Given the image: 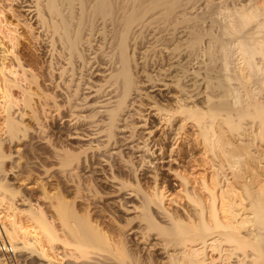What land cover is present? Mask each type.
<instances>
[{
	"label": "bare ground",
	"instance_id": "6f19581e",
	"mask_svg": "<svg viewBox=\"0 0 264 264\" xmlns=\"http://www.w3.org/2000/svg\"><path fill=\"white\" fill-rule=\"evenodd\" d=\"M206 1L207 2L205 1L204 2L208 4L209 9L208 7L207 9L209 11H211L210 7L211 8L214 7V9L212 10H215L216 6L218 10L219 7L222 8V6H220L222 5L220 3L222 0L220 2H216L214 0L213 1L206 0ZM257 1L258 0H256V3H258ZM200 2H201L200 0H0V58L2 60H7V63H9L8 65L10 66V68L7 69L6 67L0 65L1 66L0 78L2 79V82L0 79V82L2 83V85L0 84V92L4 94V96L6 95L7 97H9V99H10V94L14 89L19 90L20 93H23V96H27L28 98H31L32 96L36 95V97H38L36 99H38L37 101L39 102L40 107L43 109L45 106L48 105L45 103L46 100L44 101L45 97L46 96L48 97V94L44 93L45 97L43 98L41 97L42 95H38V94H40V92L42 91L40 88V81L47 82L48 85L52 88L51 90H53V94L54 91L56 93L55 99L58 98L60 100L63 99L64 104H67L66 106L70 108V110H72L70 111L71 114L68 116L69 117L68 122L71 123L72 125L84 123L85 124L84 126H86V128L82 130L80 133L74 132L72 134V138L70 137L73 140H80L85 142L84 144L85 147L83 146L79 147L81 149L80 150L81 153L98 156L100 160V165H102L103 163L106 165L109 163V161L112 160L117 161L116 166L119 165V167L120 166L125 167L124 170L128 171V173L126 172L125 174L122 175L123 176L122 179L120 177L117 178L116 176H113L111 174H109L108 176L106 175L107 177H104L102 175L104 177L105 184L113 188L112 190H114L115 195L117 192L118 193L124 192L128 186H131L130 180L134 181L135 184H139L140 180H142L141 178L145 177L148 178L149 180L151 179L153 183L151 187L152 190L150 192L141 191V193L138 194L139 192L129 191L128 193L125 192L122 197L120 196L121 198H119L118 201L124 200L122 201L123 205L125 200L131 197L132 199L137 201L136 204H131L129 200L128 204L131 205L127 206L128 204H125L124 206V208L126 209L125 210L126 213H130L131 216L130 217L127 216V218H125L126 215L124 211L125 216L123 215L124 216L123 218L126 219V223H124V227L120 225L121 223H117L116 225L119 224L118 227H121L120 228L121 230L120 229L118 230L122 231L123 228H125V230H128L126 229V227H129L130 225L133 226L129 227V230L127 232L123 229L126 233H124L123 236L121 237L110 233L107 234L108 231L105 232L104 230H102L103 228L101 229V227H99V225L101 226V224L97 225L95 220L94 221L96 224H94L93 220L90 218V215L92 213L90 211L89 213L91 214L88 213V210L90 209L89 205H88L89 208L87 207L83 210V211H87L86 215L84 216L85 212L81 214V216H84L86 218L80 217L79 216L80 214H78L77 216L78 220L84 218L83 219L84 221L83 220L80 221L81 223H83L82 225L84 226V228L80 224H79L80 225L79 228L82 227V229L80 228L82 230V233L85 232L83 234V236H85L84 239L86 240L85 243L88 242L89 244L86 246L91 248L94 247L101 248L102 251L99 249L101 252L105 251V246L108 249L113 246L115 248L114 249L115 251L112 248H111L112 250L111 249L109 250L112 251L110 253L116 252L114 253V255L111 254L114 259L110 256V254L108 253L109 251L107 249H106L107 253L105 252L107 254L105 258L107 259V257L110 256L111 259H113V260L110 259L111 261H113V263H115L117 260L119 261L121 257L122 258L121 261H123L124 258L123 262L129 264V262H127L126 259L129 258L130 255L132 256L133 253L131 254V250L133 249H130L128 246H130V244L132 246L131 248L135 246L133 245L132 241L137 236L139 237L138 240L139 242L136 243L138 244L144 243V245H142L141 248L139 247L141 253L142 250L151 253L149 252V250L151 251L152 248L155 249V252H158V254L161 255L163 261L162 264H264V156L260 155L261 153L264 154V148L260 150L257 149L255 151L257 152L259 150L260 153L259 154L256 153V155L259 156V158L263 157L262 167H257L256 165L255 169H253V173L251 172L248 173V171L246 172V170H244L245 167L243 168L242 166L243 165L242 163L245 162L242 161L243 159L242 157L246 158L248 156V158L250 157L249 160L252 162V164L253 162H255L254 160L251 159L253 158L255 152L251 153V150L254 148L253 146L255 145L256 141L261 139L260 142L261 141L264 142V69H263L264 65L260 61H259L260 63L256 61L257 59L255 60V58L257 57V56L255 57V55H258V57L260 56V60H262V62L264 61V42H263L264 37L262 38L263 41L260 39L262 37L260 36V33L261 35H263V32L260 31L262 30V28L264 29V10L259 9L260 7L259 3H258L259 7H257L258 4L254 5L255 4L254 0H238V2H240V4L238 3L239 8L235 7V9L233 8L234 11H231L232 13L230 12L231 13L229 14L230 20L227 21L228 24L227 22H225L227 25L220 24L222 22L219 21L220 22V23L218 22L219 26L217 25V27L225 25L223 26L224 28L220 27L221 30L223 29V31H225L223 35H225V33H226L225 36H227V34H230L228 35V37L230 36L229 38L231 39L234 37L233 40L234 42H236V45L233 42L235 46L233 44H230L232 43V41L227 37L230 41L229 42V44L231 45L230 48L233 50L226 51L229 49H226L225 48L226 45L222 43L225 42V40L224 41L221 40V38L224 37L223 35H222L223 37H219L216 35L212 36L209 34H205V31L203 30L204 27L203 29L201 28L203 26L202 23L204 22L205 19L204 20L202 19L203 21L201 22L198 17L199 14L196 15L195 13L197 12V10L199 11V9H197L196 7L199 5L198 3ZM241 2L243 4H241ZM262 2L263 1L261 0L260 3ZM204 4L203 5L201 4L203 6L202 7L203 10H204ZM201 5L198 6L200 7V10H202ZM206 6L207 5L205 4V8ZM213 12H217V11H213ZM219 12L220 14L222 13L220 10ZM172 14H174L175 16L173 17ZM147 15L148 17H146ZM168 15L173 17V18L169 17L172 19V21L168 19L171 21V22L169 21L170 23H167L168 21H166L167 24L166 23L159 24L158 20H157L158 23L155 22V19H157V17L160 18L165 16V18H167ZM201 17L202 16L200 15V18ZM212 18L210 17L208 19L209 20L211 19L210 21L212 22L214 20ZM108 20L112 27V29H110V32L107 30ZM121 21L123 26L121 24H120L121 26L119 25V22ZM208 25H210V23ZM121 27H123L122 30L119 29ZM246 27L247 28L249 27L247 31H246L247 29ZM105 29L107 31H105ZM148 29H149L148 31L149 37L148 36L147 37L148 39L150 38V40L148 42L146 41V43H148V46H146L144 51H141V54L146 55L145 57L147 56L149 57L150 52L153 53L154 55L158 54L157 55L158 57L160 54H164V53L167 54L169 56L167 58L170 62V63L168 62L169 66L167 68L172 70V71L170 70L171 73L168 74L170 77V79L168 78L169 80L161 79V76H159L160 73L159 69H156L155 72L158 70L159 73L157 76H159L160 78L159 77L157 78V76L154 74L151 76L148 75L147 81L145 79V82H147L148 85L149 84L154 85L151 87L152 90L156 88L155 90H153V92L155 93L154 97L157 96L160 98L162 97V95L160 94H162L163 91H167L173 85L174 87H177V85L181 86L180 82L184 83L183 87L178 86L177 89L175 88L177 90L176 91L177 93L174 96L173 94L167 95V98H171V101L176 106V107L174 106V108L176 109L173 110L171 109L172 111H170V109H164L161 107L162 106L161 104H160L161 106H159L155 101H153V103H151V105L148 106L149 107L148 110L152 111L153 117L154 116L157 117L158 120L157 126L158 124L159 125L162 124V126H167L168 128L171 126V132H170L171 134L170 136H168L169 140H171V146L167 151L168 156L166 155L167 157L158 160L167 159V162H172L171 164L179 160V159L177 160V154L176 156L174 155L175 151H173V147L176 144H179V142L183 141L181 133L185 129L184 127L188 126L189 123L191 124L188 128L190 130L189 133H191L192 131L191 134L192 143L191 145L189 144V148L187 147L188 148L187 150L190 151L199 150L204 155L203 157H205V155H207L206 153L213 151V149L215 150L214 147H217L219 153V155L215 154V156H213L214 158L213 157L210 158V154H209L208 156L210 159L207 160L205 158L207 161H205L204 158L202 157L204 162L203 161L198 162L199 159L196 160L197 155L193 158L189 156L191 160L189 161L188 159H186L189 162H185L184 159L183 160L180 159L182 162L181 163L182 166L179 171L177 170L178 168L176 170L172 168H168L166 170V173L167 175L170 176L171 180L176 181L177 184L179 182L180 184L183 185L182 186L184 188L183 196L185 197V198L183 197L184 204L176 201L175 199L172 198L169 199V195L167 199L166 197V193H168L166 189L168 184L167 181L164 179L165 182H161V184L158 182L161 177L158 172L161 168H158L159 170L156 169L157 167H155L154 164H156L158 160L157 161L155 160L154 162L153 158L151 157L155 154V152H153L152 150V148L155 147V144L151 145L152 143L151 136H153L152 134L153 129L150 128H154V126L148 127L147 128L148 131H143L142 138L141 137L137 138V134H136L137 132H135L136 130L134 131V127H136L137 124L135 125L134 122H131V120H129L132 119L131 117L137 115L138 118H141L139 122V124L141 125H139V128L140 127L142 128L148 124V123L146 124L147 115L145 116L139 114V110L133 111L131 109L133 113L128 112L129 111L128 109L132 107L131 105L132 104L134 105L133 101L131 102L133 98L130 100L129 97L131 96L130 92H132V87L133 85H136L135 84L136 82L134 83V80L132 79L131 76L132 74H130L129 71L130 55L128 56L127 54L128 42L126 44L125 40L127 41L128 39H131V38L126 39V36L128 34H130V36H132L133 38L134 37L138 38L139 36L143 35L141 33L142 31L144 32V30H148ZM244 29L245 32L242 33L241 36L236 35L237 37L236 38L234 34L235 33L240 34V32L244 31ZM209 31L210 32L206 31V33L211 34L212 33L211 30ZM223 31H220V36L223 33ZM138 32H140L141 34L139 35ZM136 33L138 37L135 36ZM256 35L260 36V38L259 37L255 38L257 37ZM147 37L145 38L144 36V39H147ZM225 38L226 37H224V39ZM94 39H97L96 42L98 45L95 44L93 46ZM98 39L100 40V42H98ZM228 39L225 42L227 43L226 46L227 48L229 45ZM135 40H133L134 43ZM203 40L207 42L206 44L207 46L204 44L206 48H204V45L203 46L201 45ZM21 41H25L23 42L25 46L28 47L31 46L32 47L31 49H34V52H37L38 56L43 61V65L45 66L46 74H47V79H45L44 81L42 80L39 81L40 79L38 75L39 73L37 74V72L34 69L32 70L29 67V65L26 63L23 54L20 52L21 47H24L22 46ZM232 45L234 46V48H232ZM179 46L180 47L184 46L185 48H183V50L188 49L187 51L189 52V55L186 58V60L184 58V61H181L182 59H179L180 53L176 52L177 50L181 51L182 47L180 48ZM217 48H219L220 49L219 51L222 53L220 54V58L218 55L216 60V55L218 51L216 52L215 49ZM175 52L178 53L179 55H177ZM203 53L207 55H204ZM201 54L205 58L208 56L207 58L209 59V61L211 62L213 61L212 62L213 64L208 61V65L212 64L211 67L217 63L216 61H218L219 63L221 61L220 65L218 64V66L216 67L218 68L219 71L218 72L216 70L217 75L215 76L217 77L215 78L213 76L215 80H213L212 76L210 77V75L213 74L212 71H215L214 69L215 67L211 68L207 66L209 67L207 71V67H206L207 64L205 65L204 62L202 61L201 62L204 64L206 68V69L202 68V70L204 69L203 72H205L206 70L207 74L206 73L204 74L206 75L205 78L202 77V79L200 80L198 79L200 78V75L198 71L196 72L195 70L198 67L200 68V66H202L201 63L199 62L200 59L198 58L200 57L199 55ZM232 57L234 58L236 57L235 61L236 62L239 61L240 63H236L234 61L236 63L235 64L233 62ZM182 62L186 65L185 67L186 70H184L183 68V70L181 71L180 69H182V65L184 67V64ZM160 68L163 69V67ZM199 68L197 70H199ZM92 69L93 72L99 73L101 75L99 76L102 77L103 79L101 80L99 78V81L98 79L97 81L96 80L94 81V78L92 80L88 79L87 75L90 72H92ZM165 70L166 68L163 69V71ZM168 72L169 71H167L166 73ZM180 72H182L181 73L182 75L177 76L180 74ZM163 73L161 74L162 78L164 76ZM172 73L175 74L172 75ZM175 81L177 82L176 85L173 84L175 83ZM233 81H235V83L237 82L236 86H234L235 83ZM153 82H155V84ZM133 91H134V87H133ZM136 92L134 91V93ZM180 93H182L183 95L182 99L180 95L178 96V94ZM82 94L83 95L85 94V96L81 97ZM138 94L139 93H137V95ZM143 96L146 97L148 95L143 94ZM12 97L10 100H12ZM87 98L89 99L93 98V100L86 101ZM55 99L53 98L52 102ZM196 100L204 105V106L202 105L204 109L197 108L196 106L197 104L195 102ZM25 102H26L25 106L26 107L28 106L27 108H30L31 104H29V102L33 103L34 101L32 102V99H28V101L25 100ZM8 103L6 104L9 106L6 105L7 109L5 111L7 112L8 110V112H11L12 107L10 103L9 104ZM56 103L57 101L55 100L52 103L53 105L51 104L53 108L56 107L55 109L59 107V103L58 106ZM185 103L187 104L185 105ZM14 104L15 103H13V105ZM93 106H95L94 109L88 111L89 113L87 115H83V114L76 115L73 112L75 110L77 111V109L81 111L85 108L89 109L90 107ZM21 107L23 106L21 105ZM126 108L128 110L127 112L125 110ZM34 110H30L32 114L34 113L33 115H35ZM18 111L20 110H17V112ZM14 114L11 113H8V115L6 114V121H4L6 123L3 125L7 126L5 127L7 128L5 132L7 131L6 133L8 134L5 133V135H7V139L9 138V140H11V138L12 139L14 138L15 140L16 138L19 141V139L22 138L23 141V138L25 139L26 136V130H28L26 128L25 123L21 122L25 114L23 113V111L22 114H18L17 121L14 118L15 116L13 117ZM32 114L30 115L31 117L33 116ZM57 114L58 113H56V115ZM176 115L178 116L181 115L182 118L180 117L181 118L180 121L173 123L178 118V116ZM247 119H250L251 121L250 124H252V125L247 124V127L249 126L248 128H246V124H245L246 122H248ZM33 120L35 119L33 118ZM127 129L128 130L130 129V132L126 131L128 133V136L122 135L123 137L121 138L118 137L119 134H121L124 130ZM156 129L157 128L155 127L154 130ZM252 129H256L258 134V136L257 135L256 136L259 139L255 135L254 137H252L253 136V134H251ZM76 130L78 129H75L74 131ZM199 135L203 137V141L197 143L196 139L199 137ZM250 136L252 138L258 139V140L253 139L255 141L254 144L252 143L253 148H251L250 145V143L252 142V140H250L249 138ZM138 139L141 142H139ZM14 140L12 141L14 142ZM126 140L128 142L125 143ZM249 140L251 142H249ZM237 141H239V143L241 142L239 146L234 145V143ZM133 142L136 143L133 144ZM263 142L259 143L261 144V147ZM11 143L12 142H10L9 144ZM120 144L123 145L120 146ZM256 144L258 146V143ZM0 146H2V144ZM64 148L65 149L60 148L61 150L59 149V151L57 152H59L60 155V153H63L65 151L66 153L63 154L64 155L67 154V156L65 155L66 156L65 158L69 159L70 158L69 156L73 151L66 149V147ZM1 150L2 148L0 147V157L3 158L2 156L5 155L3 150L2 152ZM62 150L63 152H60ZM67 151L70 152V154H68ZM78 151L79 150H77V152ZM157 151L159 150L157 149ZM205 151L208 152L204 153ZM132 152L134 153L136 152L137 154L140 153L143 156L147 154L149 156V154H151V156L149 157L152 158V161L151 159L145 161V158L144 159L141 158V163L139 164L138 167H134V165L128 166L130 160L125 159V155H132L133 154ZM64 155H61V158ZM158 155H161L160 151ZM256 155H254V157H256L257 159L255 158V160L258 161L259 158ZM127 157L130 158L129 156ZM61 158H59V160ZM257 161L256 163L259 164ZM246 164H250V163H246ZM152 165L155 168L152 167L153 169L151 170L150 166ZM235 165L236 166L238 165L240 169H238V166L236 167ZM143 166L151 170L149 172L147 171L146 174L144 173L145 176L142 173L140 175L138 172ZM234 166L236 168H234ZM195 170L200 171L201 173L195 172ZM248 170L250 171V169ZM74 171L75 170H73L71 173H74ZM219 171L222 172L223 175V177H221L222 179L217 178L219 177L218 175L221 174L219 173ZM64 172L66 171H63V173ZM226 172H229L230 174L228 173L226 174ZM199 174H201V176ZM73 175L75 177V174ZM199 176L200 178H196ZM87 178L89 179V177ZM90 182H89L90 184L93 183L92 180ZM157 182L160 185L156 186ZM3 186L0 184V188H2ZM13 193L14 192L12 190V194ZM133 193L134 196L137 198L133 196ZM13 195H17V194H13ZM4 196L5 195H3V197ZM126 196L129 198H126ZM3 197L1 198L3 201H1L0 199L1 204L4 201L7 202L6 201L7 199L9 200L11 199L10 197L7 199L4 197L5 198L4 200ZM54 197H56V195H54ZM47 198L48 197H46V199ZM24 200H26V197ZM168 200L169 202L167 203ZM27 201H24V204ZM60 202L62 203V201ZM91 203H93V201ZM171 203L172 205L174 204L172 209H170L168 206ZM11 204H13V202H11L9 206ZM86 204H88L87 201ZM29 205L27 207L31 216L30 215L28 216L27 214L28 212L26 213V215L28 216L29 219L33 220L35 224L37 223L36 226H39L38 228L35 227L34 231H38L36 229L40 228L43 237H45L49 241L54 242V240H50V239H55L57 238L56 236L58 235V234L56 235V233L58 232L55 231L54 228L55 226H53L54 224L52 223V220L55 218L49 219L45 216V213L38 211V209H36L37 211H35L33 209L34 207L32 208L33 209L32 210L31 205L30 207ZM9 206L8 208H10ZM12 206H14V204L11 205V207ZM93 206H91V208ZM55 207L56 210L54 209ZM57 207L59 212H57L58 211ZM59 207L63 208V209L60 208L62 212H60L61 210L59 209ZM122 207L123 206H121V208ZM13 208L14 207L10 209ZM52 209H54L57 212L56 216H61V218L64 216L63 217L64 219L65 217H67L65 216V214L64 215L62 214V213L67 214V212L65 211L66 208L61 206V204L57 206H53ZM122 209L121 211L124 210ZM68 210L70 212L73 211V209L71 210V207L70 209L67 208V211ZM55 211L54 213H56ZM73 212L69 213L71 216L68 215V217L66 218L67 221L69 218L73 216L72 215ZM102 212L105 213V209L104 211L102 210ZM13 216L12 218L14 219V217L16 216L14 217ZM106 216H108L109 218L111 217L109 214ZM74 219L77 218L75 217ZM113 220L114 219H112L111 217V221L115 224V222L117 221L115 220L114 222ZM69 221L68 224L70 223ZM71 221L73 222V219ZM61 222L62 219L60 220V223ZM65 222L66 221L63 220L62 224L60 225L62 228L63 226H68L65 225L67 224ZM123 222H125V220ZM11 224L12 225L8 227V228L11 227L10 229L6 227L4 228L3 223L2 226L0 227V236L3 239L5 236H7L9 239V242L4 241L5 244L1 243L0 254L9 257L13 253V250L17 251L19 248V245L16 246L15 244V242H17V238L19 239L18 242L20 241L19 237L21 238L23 237L25 240L28 234L29 235L33 234V236H31L32 238L30 239L32 240V242L29 240L31 243L26 244L25 241L28 242L27 240L28 238H27L24 241L25 243H23V238H22V242L20 241L21 242L20 248L23 251L25 250V248L28 249V247H31L32 245L33 248L35 245L37 246L39 245L38 247L41 249L40 250L38 248L39 251H37V253L40 254V255L38 254L39 258H41L40 257L41 254L47 252L44 251V247H43L44 245H42L45 239L43 238L42 240V236H41L42 234H37L33 230L31 231L33 233H31L29 231L31 229L27 230L30 226L26 228L21 225L19 226V224L17 226V222L16 223L13 222ZM14 224H16V226ZM134 225H136V227H134ZM40 230L39 233L41 232ZM76 230L78 231V228ZM63 231H66V229L63 228ZM62 235L64 236V234ZM130 235H133V237L135 238L129 237ZM69 237L71 236L69 235ZM57 240H58L57 242L61 240L60 243H62V239H60L59 236ZM65 240L68 241L67 239ZM147 241L149 242L148 244H146ZM46 242L48 243V241H45V243ZM8 243L10 244L9 246H7ZM51 243L48 244L52 245ZM66 243H63V246H66L64 245ZM82 245L83 244H81V246ZM102 246L104 250L102 249ZM137 248L134 249L138 250ZM31 249L28 250V253L29 251L30 252L32 251ZM51 249L53 248L51 247ZM2 251L8 254L3 253ZM72 251L74 250L72 249ZM148 253L145 252L147 257L153 255L151 253L152 255L149 254L150 255L149 256ZM102 254L104 255V253ZM44 255L45 254H43L42 258L46 260L48 258L47 257L48 255L45 257ZM56 255L59 256L57 253ZM64 255H62V259ZM97 255L93 253L94 258L97 257L96 261L94 260L95 261L94 264L95 263L109 264L107 263V261H109V257L108 260L105 259L103 260L101 258L102 256H100L101 254H97ZM137 255L139 254H136V256ZM86 257L87 256L85 255V259H87L89 256L87 258ZM59 259H61V257ZM88 259L86 261H88ZM92 259H89V261L91 260L90 262H92ZM97 259H101L102 261L98 263ZM151 259L154 260L153 258ZM79 260H82V258H80ZM3 261L4 258L0 259V262ZM46 261L47 262L50 261L49 258ZM118 261L116 262L117 264L123 263L121 261L119 262ZM158 261L162 262L161 259H158ZM86 264L88 263L86 262Z\"/></svg>",
	"mask_w": 264,
	"mask_h": 264
},
{
	"label": "rangeland",
	"instance_id": "374dc122",
	"mask_svg": "<svg viewBox=\"0 0 264 264\" xmlns=\"http://www.w3.org/2000/svg\"><path fill=\"white\" fill-rule=\"evenodd\" d=\"M201 2V4L203 5L205 2H207L206 0H200ZM205 1V2H204ZM213 1V0H212ZM214 1H216V2H220L221 0H214ZM260 1L261 0H258L257 2L260 4V7H259V4L258 3H256V0H254V2H255V4L254 5H257L258 4V6L257 7H259V9H263L264 10V0H262L263 2L262 3H260ZM224 2V3H223ZM231 2H233V3H231ZM200 3H198L199 5L198 6H200L201 4ZM222 5H220V6H222V8H220L219 6V10L222 12L221 14H220V12H219V10L215 7V10H212V9H214V7H210V10L213 12V11H217V12H211V11H209L208 9H209V7H208V4L207 3H205L207 6H206V8H205V4H204V10H203V6L201 5V9L203 10H200V7H196L197 9H199V11L197 10V12H195L196 13V15H198V17H199V20L202 22L204 19V22L202 23V29H203V27H204V31H205V34H209V35H212V36H219V37H226L225 39H224V37L223 38H221V40L222 41H224L225 40V42H226V40L230 37H228V35H230V34H227V36H225L226 35V33H225V35H223L224 34V32L225 31H223V29L221 30L220 29V27L221 28H224L223 26H225V25H222V26H220V27H217V25L219 26V21H221L222 23H220V24H226L225 22H227L228 20H230V16H229V14H231L232 12L231 11H234L233 10V8L235 9V7H238L239 5H238V3L240 4V2H238V0H235V2H234V0H228V1H226V0H222L221 2H220ZM225 4V5H224ZM241 4H243L242 2H241ZM230 5V6H229ZM229 6V7H228ZM231 6H233V7H231ZM207 7H208V9H207ZM262 7V8H261ZM227 8H229V9H227ZM239 8V7H238ZM217 9V10H216ZM223 10H224V12H227V13H224L223 12ZM230 10V11H229ZM201 12V13H200ZM206 12V13H205ZM219 12V13H218ZM231 12V13H230ZM215 14V15H212V14ZM216 14H218V15H216ZM225 14V15H224ZM171 15V14H170ZM170 15H168L167 16V18H165V16H163V17H160L161 18V20H160V18L159 17H157V19H155V22H157L158 23V21H159V24H164V23H166V21H168L167 23H170L171 21H172V19L171 18H173L175 15L174 14H172L173 15V17H171ZM200 15L202 16L201 18H200ZM212 15V16H211ZM228 15V16H227ZM218 16V17H217ZM146 17H148V15L146 16ZM145 17V18H146ZM169 17H171V18H169ZM212 18V19H214L212 22H213V24H212V22L208 19V18ZM108 18V17H107ZM229 18V19H228ZM168 19H170V20H168ZM203 19V20H202ZM227 19V20H226ZM158 20V21H157ZM141 21H143V20H141ZM163 21H165V22H163ZM170 21V22H169ZM210 21V22H209ZM152 22H154V21H152ZM200 22V23H201ZM219 22V23H218ZM107 26H108V28H107V30L110 32V29H112V27H111V25H110V22H109V20L107 21ZM166 23V24H167ZM210 23V25H208ZM215 23V24H214ZM217 23V24H216ZM122 25L123 26V24H122V21L121 22H119V25ZM227 24H228V22H227ZM226 24V25H227ZM120 25V26H121ZM212 25V26H211ZM214 25V26H213ZM120 26H118V27H120ZM247 28V27H246ZM245 28V29H246ZM249 28V27H248ZM248 28L246 29V31L248 30ZM120 30H122L123 29V27H121V28H119ZM201 29V30H202ZM245 29H244V31H241L240 32V34H234L235 35V37H236V35L238 36V35H242V33H244L245 32ZM106 29H105V31H107ZM209 30H211V34L210 33H206V31H208V32H210ZM261 30V29H260ZM262 30H264L263 28H262ZM260 31V32H263V35H264V31ZM137 31V30H136ZM148 31H149V29L148 30H144V32L142 31L141 33L143 34V35H141V36H137V33H136V35L135 36H137L138 38H136V37H132V36H130V34H128L127 36H126V39H128V38H131V39H128L127 41L125 40V43L127 44V42H128V45H130V43H131V45L130 46H128L127 45V47H128V49H127V54H128V56H129V67H130V69H129V71H130V74H132L131 76H132V79L134 80V83L136 84V85H133V87H134V91L136 92V90H137V92L136 93H134V91H133V87H132V92H130V100H131V102L133 101V103H134V105L132 104L131 106L132 107H130L128 110H127V108L125 109L126 110V112L128 111L129 113H133V111L134 110H139V114H141V115H147L146 116V126H144V127H140L139 128V125H141V124H139V122H140V120H141V118H138L137 117V115L136 116H133V117H131L132 119H129V120H131V122H134L135 123V125H136V127H134V131L135 132H137L136 134H137V138H139V137H143V131H148L147 130V128L148 127H151V126H154V128H150V129H153V136H151V140H152V143H151V145L152 144H155V150H154V148H152V150H153V152H155V154L153 155V156H151V154H149V156H151L152 158H153V161L155 162V160L157 161L158 159H163V158H165V157H167L168 156V150H169V148H170V146H171V140H169V138H168V136H170V132H171V126L168 128L167 126H162V124H158V126H157V123H158V120H157V117L156 116H154L153 117V113H152V111H150V110H148L149 109V105H151V103H153V101H155V102H157V104L159 105V106H161L162 108H164V109H170V111H172L173 109H176V108H174V104H173V102L171 101V98H167V95H171V94H173V96L177 93L176 91V89H177V87L179 86V85H177V87H174V85L172 86V87H170L167 91H163L162 92V94H160V95H162V97H154V95H155V93L153 92V90H155V89H151V87L152 86H154L153 84H149L148 85V83L147 82H145V79H146V81H147V77H148V75L149 76H151V75H158V73H159V76H161V79L162 80H165V79H167V80H169L170 79V77H169V75L168 74H170L171 73V69H168L167 67L169 66L168 65V62H169V60H168V58L167 57H169L167 54H160L159 55V57L157 56L158 54H156V55H154L153 53H151L150 52V54H149V57L147 56V57H145L146 55H142L141 54V51H144L145 50V48H146V46H148V43H146V41L148 42L149 40H150V38L148 39V37H149V35H148ZM220 31H223V33L221 34V36H220ZM259 32V33H260ZM107 33V32H106ZM140 32H138V34L140 35L141 34ZM145 33V34H144ZM219 34V35H218ZM258 34V33H257ZM109 35V34H108ZM223 35V36H222ZM263 35H261V33H260V36H262L261 38H260V36H258V35H256L257 37H255V38H260L262 41H263ZM110 36H111V33H110ZM144 36H145V38L147 37V39H144ZM205 36H207V35H205ZM97 37V36H96ZM95 37V38H96ZM142 37V38H141ZM228 37V38H227ZM133 38V39H132ZM237 38V37H236ZM111 39V38H110ZM109 39V40H110ZM135 39H137V40H135ZM140 39V40H139ZM143 39V40H142ZM207 39V38H206ZM205 39V40H206ZM229 39H231V38H229ZM229 39H228V44H229ZM234 37L231 39V41H232V43H230V44H233V42H234ZM132 40V41H131ZM133 40H135V43H134V41ZM97 39H94V43H93V46L96 44V45H98L97 44ZM143 41V42H142ZM145 41V42H144ZM204 41V40H203ZM202 41V43H201V45L203 46L204 44L206 45L207 44V42L206 41H204L203 42ZM23 42H25V41H21V44H22V46H24V47H21V49H20V52L23 54V56H24V58H25V60H26V63L29 65V67L33 70H35L36 72H37V74L39 75V81L40 80H42V81H44L45 79H47V74H46V69H45V66L43 65V61L40 59V57L38 56V54H37V52H34V49H31L32 47L30 46V47H28V46H25V44H23ZM98 42H100V40L98 39ZM112 42V41H111ZM141 42V43H140ZM225 42H222L223 44H225L226 46H227V43H225ZM264 42V41H263ZM139 43H140V45H139ZM235 43V45H236V42H234ZM228 45V48L225 46V48L226 49H229V50H226V51H232L233 49H231L230 48V46L231 45ZM204 45V48H206V46ZM234 45V44H233ZM232 45V48H234V46ZM141 46V47H140ZM145 46V47H144ZM96 47V46H95ZM180 47V46H179ZM182 47V46H181ZM180 47V48H181ZM140 48V49H139ZM183 48H185L184 46L181 48V51H176V52H178V53H180V58L179 59H182L181 61H184V58H185V60H186V58L188 57V55H189V52L185 49V50H183ZM23 49V50H22ZM132 49V50H131ZM134 49V50H133ZM179 49V48H178ZM218 49V50H217ZM217 49H215V51L217 52V55H216V60H217V57H218V55H219V58H220V54L222 53V52H220L219 50V48H217ZM136 50V51H135ZM140 52V53H139ZM175 52V53H176ZM220 52V53H219ZM143 53V52H142ZM178 53H176L177 55H179ZM185 53V54H184ZM219 53V54H218ZM204 55H207V54H205V53H203ZM216 54V53H215ZM133 55V56H132ZM139 55V56H138ZM132 56V57H131ZM200 57H198L199 59H200V63H201V65L202 66H200V68H199V70H195L196 72L198 71V73H199V75H200V78H198L199 80L200 79H202V77L203 78H205V76L206 75H204L205 73L207 74V71H208V68L209 67H211V65L213 64L211 61H209V59L207 60L202 54L201 55H199ZM204 58H203V57ZM258 57V55H255V57ZM134 57V58H133ZM157 57V58H156ZM255 58V60L256 61H260L263 65H264V61L262 62V60H260V56L258 57V58ZM151 58V59H150ZM218 58V59H219ZM236 58V57H235ZM235 58L234 57H232V59H233V62L235 61ZM1 59V58H0ZM132 59V60H131ZM145 59V60H144ZM151 61H150V60ZM153 59H154V61H153ZM156 59V60H155ZM259 59V60H258ZM148 60H149V63H148ZM158 60V61H157ZM205 60V61H204ZM216 60H214V61H216ZM3 61V62H2ZM6 61V62H5ZM132 61V62H131ZM142 61V62H141ZM180 61V60H179ZM204 62V64L206 65V67L207 66H209V67H207V71L205 70V72H203L204 71V69L202 70V68H205V66H204V64L202 63V62ZM208 61L209 62H211L212 64H210V65H208ZM220 61V60H219ZM160 62V63H159ZM217 63L216 64H214V66H212L211 68H213V67H215L214 69H215V71H212V73L214 74H212V75H210V77L212 76V78H213V80H215L214 79V77L216 78L217 76H215V75H217V73H216V70L218 71V68H216L217 66H218V64L220 65V63H221V61H220V63L218 62V61H216ZM236 62V61H235ZM234 62V63H235ZM259 62V63H260ZM136 63V64H135ZM146 63V64H145ZM170 63V62H169ZM183 63V62H182ZM215 63V62H214ZM236 63H240L239 61H237ZM235 63V64H236ZM4 64V65H3ZM9 63H7V60H0V65L1 66H3V67H6L7 69H9L10 68V66L8 65ZM184 64V63H183ZM133 65H135V66H133ZM216 65V66H215ZM0 66V67H1ZM38 66V67H37ZM239 66V65H238ZM262 66V65H261ZM158 67V68H157ZM160 67H163V69L164 68H166V70L167 71H169L168 73H166L167 71L165 70V71H163V69L162 68H160ZM185 67H186V65L184 64V67H183V65H182V69H180L181 71L183 70V68H184V70H186L185 69ZM263 67V66H262ZM43 68V69H42ZM97 69H99V68H97ZM156 69H159V72H158V70L155 72V70ZM206 69V68H205ZM213 69V70H214ZM264 69V68H263ZM161 70V71H160ZM171 70V71H170ZM43 71V72H42ZM100 71H101V69H100ZM200 71V72H199ZM99 72V71H98ZM132 72V73H131ZM164 72V73H163ZM219 72V71H218ZM94 73H96V74H94ZM164 74V76H163V78H162V75L161 74ZM182 72H180V74L179 73H177V74H179V75H177V76H180V75H182L181 74ZM93 74H94V76H93ZM97 74H98V76H97ZM175 73H172V75H174ZM203 74V75H202ZM219 74V73H218ZM89 75V76H88ZM87 75V78L88 79H90V80H92L93 78H94V81L96 80L97 81V79H98V81H99V78L102 80L103 78L102 77H100L101 75L99 74V73H97V72H93V69H92V72H90L89 74ZM100 75V76H99ZM156 76H154V77H156ZM159 76H157V78L159 77ZM166 76V77H165ZM214 76V77H213ZM146 77V78H145ZM165 77V78H164ZM199 77V76H198ZM42 78V79H41ZM96 78V79H95ZM156 78V79H157ZM160 78V77H159ZM169 78V79H168ZM1 79V78H0ZM90 80H89V82H90ZM166 80V81H167ZM175 80H176V78H175ZM1 82H2V79H1ZM0 82V84L2 85V83ZM234 83H235V81H233ZM233 82H232V84H233ZM150 83V82H149ZM154 84H155V82H153ZM237 83V82H236ZM234 84V86H236L237 84ZM45 84V85H44ZM173 84H177V82L175 81V83H173ZM179 84V83H178ZM180 84H181V86H179V87H183L184 86V83H181L180 82ZM136 87V88H135ZM40 88H41V92H42V94H41V92H40V94H38V95H42L41 97L43 98V97H45L44 95L45 94H48V97L46 96L45 97V99H44V101H45V103L46 104H48L47 106H45L43 109L40 107V104H39V102L37 101L38 99H36V98H38V97H36V95L35 96H32L31 98H28L27 96H23V93H20V91L19 90H16V89H14V90H12V93L10 94V99H11V97H12V100H10L9 99V97H7L6 95V97L4 96V94H2L1 92H0V143L2 144V146H0L1 148H2V150H3V152H4V155L6 156H2L3 158H1L0 157V184L3 186V184H4V186L2 187V188H0V195L3 197V195H5L4 197L7 199V198H11L10 200L9 199H7L6 201L7 202H2V204H1V201H3L1 198V196H0V199H1V201H0V204L2 205H0V227L2 226V223H3V226H4V228L6 227V228H8L9 226H11L12 224L11 223H16L17 222V226H18V224H19V226L21 225V226H23V227H28V226H30L27 230H29V229H31V230H29L30 232L33 230H35V227H39V226H36L37 225V223L35 224L34 223V221L33 220H31V219H29L28 218V216L30 215V213H29V211H28V205L30 204L31 205V209L33 208L35 211H37L36 209H38V211H41V212H43V213H45V216L47 217V218H55V219H53L52 220V223L54 224L53 226H55L54 228H55V231L56 232H58V233H56V237L57 238H55L56 239V241H55V239H50V240H54V242L53 241H49V240H47L45 237H43V234H42V231L40 230V228L39 229H36V230H38V231H34V232H36L37 234H42L41 236H42V240H43V238H45L44 239V241H43V243H42V245H44L43 247H44V251H47V252H45V253H43V254H45L44 255V257L45 256H47L48 258H49V260L51 261H46V260H48V258L45 260L44 258H42L43 257V254H41V258H39V253H37V251H39V245L37 246V245H35L34 246V248L31 246V247H28V249L27 248H25V250L23 251L20 247V243L22 242V238L21 237H19L20 238V241L18 242V238H17V242H15V244H16V246H18L19 245V248H18V250L16 251H14L13 250V253L9 256V257H7L6 255H3V254H0V259H2V258H4V261L3 262H0V264H86V262L88 263V264H90V263H93L94 264V262L96 261V258L98 257V255L97 254H101L100 256H102L101 258L104 260H108V257H109V261H107V263H109V264H115L116 262H115V260H114V262L115 263H113V261H111V260H113L114 258H113V256L111 255V254H113L114 255V253H116V252H114L115 250V248L112 246L111 248L114 250L113 252L114 253H110V252H112V251H110L109 249H111V248H107L106 246H105V251H103V252H101L102 250H101V248H91V247H88V246H86V245H89L88 244V242H86L85 243V236H83V234L85 233V232H83L82 233V227H80L79 228V226L80 225H82L83 223H81L80 221H82L84 218H86V217H84L85 215H86V213H87V211H83L85 208H87L88 207V205H89V207H90V209L88 210V213H89V211L92 213H89V214H91L90 215V218L93 220V222H94V224H96L97 223V225H99V224H101V226L99 225V227H101V229L102 230H104L105 232H107V234H113V235H118V236H123V234L124 233H126L128 230H129V227H131V226H133V225H130L129 227H126V229H128V230H125V228H123L122 229V231H119L118 229H120L121 227H118V225H116L117 223H121L120 225L121 226H123L124 227V223H126V219L125 218H127V216L128 217H130L131 216V214L130 213H126V209L124 208V206H125V204H128L129 202L131 203V204H136L137 203V201H135L134 199H132V197L131 198H129V197H127L126 196V198H129V199H126L125 200V202H127V203H125L124 202V205L122 204V201H124V200H121V201H118L119 200V198H121L123 195H124V193L126 192V193H128L129 191L130 192H139L138 194H140L141 193V191L142 192H150L151 190H152V185H153V183H152V181H151V179L149 180L148 178H141L142 180H140V182H139V184H135V182L134 181H132V180H130L131 182V186H128L127 187V189L124 191V192H122V193H118V195H117V193H116V195H115V192H114V190H112L113 188H111V187H109L108 185H106L105 184V180H104V177H107L109 174H111V175H113V176H116L117 178L118 177H120L121 179L123 178V174H125L126 172L128 173V171H125L124 169H125V167H119V165H117L116 166V162L117 161H109V163L108 164H102V165H100V160H99V157L98 156H94V155H91L90 153V155H88V154H85V153H81V149L79 148L80 146L82 147H85L84 146V144H85V142H83V141H80V140H73V139H71L72 138V134L75 132V133H80L82 130H84L85 128H86V126H84L85 124L84 123H79V124H71V123H69L68 121H69V115L71 114L70 113V111H72V110H70V108H68L66 105L67 104H64V102H63V99L62 100H60L59 98L58 99H55L56 97H55V91H54V94H53V90H51L52 88L48 85V83L47 82H41L40 81ZM176 88V89H175ZM160 90H162V89H160ZM44 91V92H43ZM218 91V90H217ZM47 92V93H46ZM148 92H150V93H148ZM20 93V94H19ZM45 93V94H44ZM85 93V92H84ZM132 93V94H131ZM137 93H139L138 95H137ZM143 94H147L148 96H143ZM12 95V96H11ZM50 95V96H49ZM153 95V96H152ZM181 96V99H182V93H180V94H178V96ZM20 96H21V98L23 99H21L20 98ZM82 96H85V94L83 95H81V97ZM25 97H27L28 99H32V102L33 103H31V102H29V104H31L30 105V108H27L26 106H25V104H26V102H25V100L26 101H28V99L27 98H25ZM51 99H50V98ZM57 101V106H58V103H59V107L57 108V109H55V108H53L52 107V103L55 101H53L52 102V100H53V98ZM9 100H8V99ZM47 98V99H46ZM25 99V100H24ZM51 100V101H50ZM59 100V101H58ZM89 100H93V98H87V100L86 101H89ZM129 100V101H130ZM159 100V101H158ZM10 101V102H9ZM22 101V102H21ZM25 103H24V102ZM10 103V105H11V112H8V110H7V112L8 113H11V114H14V113H17V114H14L13 115V117L15 118V120L17 121L18 119V114H22V111H23V113L25 114V116H24V114H23V118H22V121L21 122H23V123H25V125H26V128L28 129V130H26V136H25V139L23 138V141H22V138L21 139H19V141L15 138V140H14V138L12 139L11 138V140H9V138L7 139V135H5V133L7 132H5V130L7 129V128H5V127H7V126H5V125H3V124H5L6 122H4V121H6V114L8 115V113L5 111L6 109H7V106H9V105H7L6 103ZM12 102V103H11ZM52 102V103H51ZM196 102V106H197V108H201V109H204L203 107H202V103L201 102H199V101H195ZM8 103V104H9ZM13 103H15L14 105H13ZM17 103V104H16ZM20 103V104H19ZM23 103V104H22ZM38 103V104H37ZM168 103V104H167ZM34 104V105H33ZM52 104V105H51ZM161 104V105H160ZM172 104V105H171ZM187 103H185V105H186ZM7 105V106H6ZM16 105V106H15ZM19 105V106H18ZM21 105L23 106V107H21ZM33 105V106H32ZM165 105V106H164ZM200 105H201V107H200ZM15 106V107H14ZM51 106V107H50ZM137 108H136V107ZM204 106V105H203ZM5 107V108H4ZM33 107V108H32ZM94 107L95 106H93V107H90L89 109L87 108H85V109H83V110H78L77 109V111L75 110V111H73L74 112V114H83V115H87L89 112L88 111H90L91 109H94ZM171 107V108H170ZM176 107V106H175ZM24 108V109H23ZM32 108V109H31ZM134 108V109H133ZM35 109V110H34ZM41 109V110H40ZM133 111H132V110ZM172 109V110H171ZM17 110H20V111H18L17 112ZM30 110H34V112H35V115H33L32 113H31V111ZM49 110V111H48ZM131 110V111H130ZM49 112V113H48ZM73 112H72V114H73ZM126 112H124V113H126ZM6 113V114H5ZM42 113V114H41ZM56 113H58L57 115H56ZM33 115L32 117L30 116V115ZM67 114V115H66ZM176 116H178V115H176ZM182 118V116L181 115H179L178 116V118L176 119V121L175 122H173V123H176V122H178V121H180L181 120V118ZM33 118L35 119V120H37V121H35V120H33ZM46 120V121H45ZM148 120H149V122H148ZM157 120V121H156ZM248 120V122H246ZM245 122V124H246V128H248L247 127V124H250L251 123V121H250V119H247ZM83 124V125H82ZM156 124V125H155ZM188 125V124H187ZM191 124L189 123V125L188 126H185L184 128V130H183V132L181 133V136H182V140L183 141H181V142H179V144H176L174 147H173V151H175L174 152V155L176 156V154H177V160L178 161H175V162H173V164H171L172 162H167V159H164V160H158L157 162H156V164H154V166L155 167H157L156 169H158V168H161L160 170H159V174H160V179H159V183L161 184V182H165V180L167 181V187H166V189H167V192L168 193H166V197H167V199H168V195H169V199L170 198H172V199H175L176 201H178V202H181V203H183L184 204V188L182 187L183 185L182 184H180L179 182H178V184H177V182L176 181H174V180H171L170 179V176L169 175H167V173H166V170L168 169V168H172V169H174V170H176L177 168V170L179 171L180 169H181V160H183L184 159V161L185 162H189L190 160H191V158H189V156L190 157H195L196 155V160H198V162H204V160L205 161H207V160H209L210 158H212L213 156H215V154L216 155H219V153H218V149H217V147H214L215 148V150L213 149V151L214 152H216V150H217V152L216 153H214L213 151H210V152H208V151H205L204 153H206V152H208V153H206L207 155H205V157H203L204 155L199 151V150H197V151H190V150H187L188 148H189V144L191 145V143H192V141H191V134H192V131H191V133H189L190 132V130H189V126H190ZM250 125H252V124H250ZM161 126V127H160ZM177 126V125H176ZM31 127V128H30ZM84 127V128H83ZM138 127V128H137ZM155 127L157 128L156 130H154L155 129ZM39 128V129H38ZM137 128V129H136ZM161 128V129H160ZM75 129H78V130H76V131H74ZM144 129H146V130H144ZM30 130V131H29ZM43 130V131H42ZM80 130V131H79ZM28 131H29V133H28ZM126 131H129L130 132V129L128 130H124L121 134H119L118 135V137H123L124 135L125 136H128V133L126 132ZM250 131V130H249ZM248 131V132H249ZM141 132V133H140ZM185 133V134H184ZM246 133H247V131H246ZM6 134H8V133H6ZM251 134H253V136L252 137H254V135L256 136H258V134H257V131H256V129H252V133ZM123 135V136H122ZM138 135H140V136H138ZM256 136V137H257ZM5 137H6V139H5ZM8 137H9V135H8ZM71 137V138H70ZM251 136L249 137L250 138V140H252V142L249 140V142H251L250 143V145H251V148H253V149H255V150H251V153L253 152H255L257 149H262V148H264V142L263 141H261V142H263L262 143V147H261V144H259V143H261L260 142V140H258L257 138H252ZM201 138V139H200ZM253 139H255V140H258V141H256V143H258V146H257V144L255 143V141L253 140ZM5 140V141H4ZM8 140H9V142H8ZM12 140H14V142L12 141ZM48 140V141H47ZM139 140V139H138ZM197 141V143H200V142H202L203 141V137H201L200 135H199V137L196 139ZM7 141V142H6ZM121 141V140H120ZM191 141V142H190ZM10 142H12L11 144H9ZM126 142H128L127 140L125 141V143ZM139 142H141L140 140H139ZM238 142V143H237ZM237 142H235L234 143V145H240V143H239V141H237ZM123 143V142H122ZM136 142H133V144H135ZM188 143V144H187ZM252 143L254 144L255 143V145L253 146L252 145ZM0 144V145H1ZM124 144V143H123ZM123 144H120V146H122ZM186 144V145H185ZM74 145H75V147H74ZM130 145H132V144H130ZM253 146V147H252ZM64 147H66V149H68V150H72L71 152V154H70V152H68V154H70V158L67 160L65 157L67 156V154H63V153H66L65 151L63 152V150L62 151H60V152H63V153H60V155H59V152H57V151H59V149L61 148H63V149H65ZM68 147V148H67ZM188 147V148H187ZM260 147V148H259ZM16 148V149H15ZM180 148V149H179ZM60 149V150H61ZM157 149L160 151V154L161 155H158V153H159V151H157ZM2 150H1V152H2ZM77 150H79L78 152H77ZM257 151V152H255L254 153V155H256V153L257 154H259L260 153V151ZM17 151V152H16ZM157 151V152H156ZM262 151V150H261ZM178 152V153H177ZM191 152V153H190ZM214 153V154H212V153ZM263 152V151H262ZM76 154V155H74V154ZM133 154L132 155H125V159H128V160H130V163L128 164V166H132V165H134V167H138L139 166V164L141 163V158H145V161L146 160H150L151 159V161H152V158L151 157H149L148 156V154L147 155H144V156H147V157H144L143 155H141L140 153H134V152H132ZM165 153V154H164ZM192 153H194V154H192ZM199 153H201V154H199ZM218 153V154H217ZM16 154V155H15ZM74 155V158H73V155ZM80 154H82V155H80ZM210 154V158H209V155ZM211 154H212V156H211ZM61 155H64V156H62V158H61ZM167 155V156H166ZM172 155V154H171ZM254 155H253V158H251L252 160H254L255 162H253V164H252V162L249 160V158H248V156L245 158V157H242L243 159H242V161H245V162H243L242 164V166H243V168H244V170H246V172L248 171V173H253V169H255V166L257 165V167H262L263 166V164H262V158H259V156H257L259 159H258V161L257 160H255V158L256 157H254ZM260 155H262V156H264V154L263 153H261ZM58 156V157H57ZM92 156V157H91ZM127 156H129L130 158H128ZM137 156H139V157H136ZM141 156V157H140ZM182 158H181V157ZM97 157H98V160H97ZM160 157V158H159ZM204 158V160H203V158ZM252 157V156H251ZM261 157V156H260ZM20 158V159H19ZM59 158H61L60 160H59ZM63 158H64V160H63ZM72 158V159H71ZM85 158V159H84ZM87 158V159H86ZM147 158V159H146ZM156 158V159H155ZM202 158V159H201ZM207 160H206V159ZM214 158V157H213ZM245 158V159H244ZM76 159V160H75ZM83 159V160H82ZM181 159V160H180ZM186 159H188V160H186ZM257 159V158H256ZM73 160V161H72ZM135 160H137V161H135ZM260 160H261V162H260ZM75 161V162H74ZM76 161H78V162H76ZM81 161V162H80ZM85 161V162H84ZM99 161V162H98ZM250 161V162H249ZM256 161L259 163V164H257L256 163ZM63 164V163H65V164H61V163ZM67 162V163H66ZM71 162H73V163H71ZM80 162V163H79ZM179 162V163H178ZM75 163V164H74ZM102 163V162H101ZM138 165H137V164ZM174 163H175V165H174ZM246 163H250V164H246ZM3 164V165H2ZM68 164V165H67ZM78 164V165H77ZM179 164V165H178ZM71 165V166H70ZM75 165V166H74ZM84 165V166H83ZM244 165H246V166H244ZM259 165V166H258ZM63 166H64V168H63ZM96 166V167H95ZM98 166V167H97ZM153 165L152 166H150L151 168V170L153 169V168H155ZM236 166V165H235ZM234 166V168H236ZM62 167V168H61ZM68 167V168H67ZM75 167V168H74ZM81 167V168H80ZM100 167V168H99ZM153 167V168H152ZM248 167V168H247ZM60 168V169H59ZM67 168V169H66ZM102 168V169H101ZM147 168V167H146ZM144 166L138 171L139 172V174L141 175V173L144 175V173L146 174L147 173V171L149 172V171H151V170H149L148 168V170L146 169ZM62 169V170H61ZM64 169V170H63ZM69 169V170H68ZM76 169H78V170H76ZM238 169H240V167L238 166ZM248 169H250V171L248 170ZM259 169V168H258ZM10 170H12V171H10ZM70 171V172H68V171ZM73 170H75L74 171V173H71ZM63 171H66V172H64L63 173ZM229 171V170H228ZM102 172V173H101ZM105 172V173H104ZM195 172H200V171H197V170H195ZM230 172V171H229ZM229 172H226V174L228 173V174H230ZM69 173V174H68ZM77 173V174H76ZM79 173H81V174H79ZM201 173V172H200ZM219 173H221V174H219L218 176L219 177H217L218 179H222L221 177H223V175H222V172H220L219 171ZM3 176H2V175ZM72 174V175H71ZM73 174H75V177H74V175ZM80 176H79V175ZM105 174V175H104ZM71 177H73V178H71ZM104 177H103V176ZM107 175V176H106ZM200 176H201V174H199ZM221 175V176H220ZM2 176V177H1ZM19 176V177H18ZM145 176V175H144ZM200 176L199 177H196V178H200ZM79 177V178H78ZM87 177H89V179L87 178ZM93 177V178H92ZM103 177V178H102ZM2 178V179H1ZM18 178V179H17ZM86 178V179H85ZM92 178V179H91ZM162 178V179H161ZM96 179V180H95ZM165 179V180H164ZM14 180V181H13ZM76 180V181H75ZM78 180H80V181H78ZM86 180V181H85ZM92 180V184L93 185H95V183H96V185L95 186H93L92 184H90L91 181ZM104 180V181H103ZM163 180V181H162ZM171 180V181H170ZM3 181H4V183H3ZM85 181V182H84ZM90 183H89V182ZM94 181H96V182H94ZM100 181H102V182H104V183H102V182H100ZM38 182V183H37ZM72 182V183H71ZM77 182H78V184H77ZM80 182V183H79ZM142 182H143V184H142ZM157 182V184H156V186H158V185H160L159 183ZM83 183V184H82ZM141 183V184H140ZM152 183V184H151ZM8 184V185H7ZM91 186H90V185ZM180 184V185H179ZM44 185V186H43ZM77 185V186H76ZM84 185V186H83ZM139 185V186H138ZM174 185V186H173ZM87 186H89V187H87ZM93 186V187H92ZM145 186V187H144ZM8 187H10L12 190H13V194H17V195H13L12 194V190L10 189V188H8ZM58 187V188H57ZM76 187H77V189H76ZM44 190H43V189ZM90 188V189H89ZM109 188H111V189H109ZM181 188H183V189H181ZM6 189H8V190H6ZM10 189V190H9ZM46 189V190H45ZM83 189V190H82ZM141 189V190H140ZM145 189V190H144ZM77 191V193L79 194H77L76 193V191ZM110 190V191H109ZM139 190V191H138ZM144 190V191H143ZM182 190V191H181ZM7 191H10V192H7ZM16 191V192H15ZM43 191V192H42ZM79 191V192H78ZM96 191V192H95ZM3 192V193H2ZM54 192V193H53ZM56 192V193H55ZM58 192V193H57ZM96 194H95V193ZM179 192V193H178ZM181 192H183V193H181ZM5 193V194H4ZM52 194V195H50V194ZM89 193V194H88ZM99 193V194H98ZM8 194H10V195H8ZM61 194V195H60ZM76 194V195H75ZM98 194V195H97ZM102 194V195H101ZM12 195H13V197H12ZM42 195H44V196H42ZM47 195V196H46ZM54 195H56V197H54ZM107 195V196H106ZM173 195V196H172ZM8 196V197H7ZM48 197L47 199H46V197ZM52 196V197H51ZM121 196V197H120ZM133 196H134V193H133ZM185 196H186V194H185ZM3 197V199L5 200V198ZM24 197V198H23ZM25 197H26V200H24L25 199ZM98 197V198H97ZM135 197V196H134ZM184 197V198H183ZM44 200H43V199ZM55 198V199H54ZM61 198V199H60ZM75 198V199H74ZM79 198V199H78ZM84 198V199H83ZM105 198V199H104ZM118 198V199H117ZM125 198V197H124ZM135 198H137V197H135ZM22 199V200H21ZM27 199H28V201H27ZM54 199V200H53ZM86 199V200H85ZM99 199V200H98ZM101 199V200H100ZM179 199V200H178ZM11 200H13V201H11ZM20 200V201H19ZM57 200V201H56ZM74 200V201H73ZM85 200V201H84ZM88 200H90V201H88ZM95 200V201H94ZM130 200V201H129ZM133 200V201H132ZM9 201H11V202H13V204H14V206H12V207H14L13 209H10V208H12L11 207V205H13V204H11L10 206H9V204L11 203V202H9ZM15 201V202H14ZM24 201H27L28 202V205H27V202H25V204H24ZM30 201V202H29ZM60 201H62V203L60 202ZM69 201V202H68ZM86 201L88 202V204H86ZM93 201V203H91ZM129 201V202H128ZM21 202V203H20ZM56 202V203H55ZM169 202V200L167 201V203ZM9 203V204H8ZM20 203V204H19ZM51 203V204H50ZM66 203V204H65ZM73 203V204H72ZM96 203H97V206H96ZM108 205H107V204ZM120 203H121V205H120ZM7 204V205H6ZM60 205L61 204V206H63V207H65L66 208V212H67V214L66 213H62L63 215L65 214V216H67L68 217V215H70L69 213H72L73 211V218L71 217V218H69L70 219V221H69V219H68V221L70 222L69 224H68V221H67V217H65V219L62 217L61 218V216H56V214H57V212H59V210H58V207H57V212L55 211L56 210V207L54 208V209H52L53 208V206H57V205ZM91 204V205H90ZM105 204V205H104ZM119 204V205H118ZM131 204H128L127 206H129V205H131ZM30 205H29V207H30ZM40 205V206H39ZM86 205V206H85ZM94 205V206H93ZM174 205V204H173ZM173 205H172V203L170 204V205H168L169 206V208L170 209H172L173 208ZM6 206V207H5ZM8 206L10 207V208H8ZM15 206H16V209H15ZM50 206H52V207H50ZM67 206V207H66ZM83 206V207H82ZM91 206H93L92 208H91ZM106 206V207H105ZM121 206H123L122 208L124 209H122L121 208ZM35 207H37V208H35ZM70 207H71V210L73 209V211L72 212H70L69 210V212L67 211V208L68 209H70ZM88 207V208H89ZM96 207H97V209H96ZM101 207V208H100ZM8 208V209H7ZM25 208V209H24ZM63 209L62 207H59V209ZM123 210V211H121V209ZM24 209V210H23ZM26 209H27V211H26ZM32 209V210H33ZM60 209V210H61ZM104 209H105V213L104 212H102V210L104 211ZM129 209V208H128ZM12 210V211H11ZM22 210H23V212H22ZM56 212V213H54V211ZM87 210V209H86ZM95 210V211H94ZM99 210V211H98ZM3 211V212H2ZM6 211V212H5ZM19 211V212H18ZM34 211V212H35ZM53 211V212H52ZM64 211V210H63ZM64 211V212H65ZM94 213H93V212ZM124 211H125V215H124ZM10 212H12V213H10ZM22 212V213H21ZM28 212V213H27ZM46 212H49V213H46ZM51 212V213H50ZM60 212H62V210L60 211ZM76 212V213H75ZM85 212V214H84V216H81V214H83ZM102 212V213H101ZM26 213L28 214V216L26 215ZM53 213V214H52ZM100 213V214H99ZM77 214V215H76ZM78 214H80L79 216L80 217H84V218H82V219H79L78 220ZM101 214H103V215H101ZM110 215L111 217H112V219H114L113 221L115 222V220L117 221V222H115V224L111 221V217L109 218L108 216H106V215ZM16 216V217H14V216ZM60 215V214H59ZM125 216V218H123L124 216ZM12 216L14 217V219L12 218ZM18 216V217H17ZM31 216V215H30ZM48 216H50V217H48ZM71 216V215H70ZM69 216V217H70ZM24 217H26V218H24ZM77 218V219H74V218ZM94 217H95V219H94ZM120 217V218H119ZM122 217V218H121ZM22 218V219H21ZM31 218V217H30ZM57 218H58V220H57ZM59 218H60V220L62 219V222H63V220L64 221H66L65 223H67V224H65V225H68V226H63V228H65L66 229V231H63V228L60 226L61 224H62V222L60 223V220H59ZM10 219V220H9ZM26 219V220H25ZM73 219V222L71 221ZM97 219V220H96ZM8 220V221H7ZM75 220V221H74ZM96 221V223H95V221ZM106 220V221H105ZM110 220V221H109ZM119 220V221H118ZM125 220V222H123ZM12 221V222H11ZM55 221V222H54ZM77 221V222H76ZM84 221V220H83ZM20 222V223H19ZM24 222V223H23ZM33 222V223H32ZM59 222V223H58ZM75 222V223H74ZM80 222V223H79ZM111 222V223H110ZM74 223V224H73ZM76 223H77V225H76ZM110 223V224H109ZM123 223V224H122ZM9 224V225H8ZM80 224V225H79ZM112 224H114V225H112ZM15 226H16V224H14ZM105 225V226H104ZM70 226H71V228H70ZM83 226V225H82ZM113 226V227H112ZM13 227V226H12ZM56 227H57V230H56ZM134 227H136V225H134ZM11 228V227H10ZM10 228H8V229H10ZM53 228V229H54ZM78 228V231L76 230ZM83 228H84V226H83ZM113 228V229H112ZM106 229V230H105ZM39 230L41 231L40 233H39ZM61 230V231H60ZM71 230V231H70ZM81 230V231H80ZM111 230H113V231H111ZM121 230V229H120ZM69 231V232H68ZM74 231V232H73ZM117 231V232H116ZM71 232V233H70ZM122 232V233H121ZM31 233H33V232H31ZM67 233V234H66ZM69 233V234H68ZM117 233V234H116ZM120 233V234H119ZM62 234H64V236L62 235ZM122 234V235H121ZM69 235L71 236V237H69ZM82 235V236H81ZM31 236H33V234L31 235H29L28 234V236H27V240H28V242L27 241H25L24 240V238H23V243H25L26 242V244H29V243H31L32 242V240H30L32 237ZM58 236H59V238L60 239H62V243H60L61 242V240H59V242H57L58 240ZM67 236V237H66ZM155 236V235H154ZM7 236H5L4 237V239L0 236V246H1V243H3V244H5V242L4 241H8L9 242V239H8V237L6 238ZM30 237V238H29ZM64 237H66V238H64ZM73 237V238H72ZM81 237V238H80ZM129 237H133V235H130ZM133 238H135V237H133ZM3 239V240H2ZM65 239H67L68 241H66ZM81 239V240H80ZM83 239V240H82ZM31 242H30V241ZM80 240V241H79ZM139 240V237H137L136 236V238L132 241V243H133V245H135L136 246V244H137V246L135 247V246H133V248H131L132 246H131V244H130V246H128L130 249H133V250H131V254H132V258L129 256V258H127V257H125V258H127L126 260H127V262H129V264L131 263V264H133V263H135V264H150V262H151V264H162L163 263V261H162V258H161V255H159L158 254V252H155V249H153L152 248V250L150 251L149 250V252H151V253H148V251H144V250H142V253H141V250L139 249V247L141 248L142 247V245H144V243L142 244V243H136V242H139L138 241ZM25 241V242H24ZM45 241H48V243H51V242H53V243H51L52 245H50V244H48L47 242V244L45 243ZM67 243H66V242ZM79 241V242H78ZM81 241H84V242H81ZM152 242H154V241H152ZM22 243V244H23ZM63 243H66V244H64V245H66V246H63ZM78 243V244H77ZM135 243V244H134ZM149 242L147 241V243L146 244H148ZM7 244V243H6ZM45 244H46V246H45ZM63 247H61L60 245ZM69 244V245H68ZM81 244H83L82 246H83V248H82V246H81ZM10 244L8 243V245L7 246H9ZM90 246H92V245H90ZM51 247L53 248V249H51ZM56 247V248H55ZM65 247H68V248H65ZM71 247V248H70ZM75 247V248H74ZM78 247V248H77ZM85 247V248H84ZM101 247V246H100ZM138 247V248H137ZM32 248V249H31ZM39 248V249H38ZM47 248V249H46ZM70 248V249H69ZM77 248V249H76ZM80 248V249H79ZM119 248H120V246H119ZM134 248H137L138 250H136V249H134ZM32 250L31 252L29 251V253H30V255H29V253H28V250ZM50 249V250H49ZM63 249V250H62ZM72 249L74 250V251H72ZM101 251H100V250ZM102 249H103V246H102ZM109 251L108 253L110 254V256L113 258V259H111V257L110 256H108L107 257V259L105 258V256H107V250ZM111 249V250H112ZM21 250V251H20ZM41 250V249H40ZM55 250V251H54ZM56 250H57V252H56ZM80 250V251H79ZM104 250V249H103ZM116 250H117V248H116ZM53 251V252H52ZM63 251V252H62ZM79 251V252H78ZM88 251V252H87ZM133 251V252H132ZM136 251V252H135ZM140 251V252H139ZM144 251V252H143ZM51 252V253H50ZM61 257V259H59L60 257L59 256H57L56 255V253ZM66 252V253H65ZM78 252V253H77ZM95 252H98V253H95ZM99 252H101V253H99ZM106 252V253H105ZM138 252V253H137ZM145 252L146 253H148V255L149 254H151L152 256H150L151 258H153L154 260H152L150 257H147V255L145 254ZM155 252V253H154ZM36 253H37V255H36ZM55 253V254H54ZM78 255H77V254ZM93 253L94 254H96L97 255V257L96 258H94V256H93ZM102 253H104V255L102 254ZM14 254V255H13ZM35 254V255H34ZM65 254V255H64ZM67 254V255H66ZM71 254V255H70ZM106 254V255H105ZM108 254V255H109ZM136 254H139V255H137L136 256ZM157 254V255H156ZM4 257H3V256ZM32 255V256H31ZM51 255V256H50ZM62 255H64L63 256V259H62ZM69 255V256H68ZM83 255V256H82ZM85 255L89 258V259H92V262H90L89 261V259H88V261H86L87 259H85ZM146 255V256H145ZM67 256V257H66ZM93 256V257H92ZM100 256H99V258H100ZM103 256H104V258H103ZM157 258H155V257ZM13 257V258H12ZM27 259H26V258ZM37 257V258H36ZM90 257H92V258H90ZM135 257V258H134ZM138 257V258H137ZM51 258V259H50ZM73 258V259H72ZM80 258H82V260H79ZM147 258V259H146ZM70 259V260H69ZM84 259V260H83ZM111 259V260H110ZM140 259V260H139ZM151 259V260H150ZM157 261H156V260ZM158 259H161V261L162 262H160V261H158ZM25 260V261H24ZM42 260V261H41ZM95 260V261H94ZM122 260V258L120 257V260L119 261H121ZM125 260V261H126ZM132 260V261H131ZM135 260V261H134ZM150 262H149V261ZM81 261V262H80ZM84 261H85V263H84ZM102 260L101 259H97V262L98 263H100ZM118 261V262H119ZM123 261H124V258H123ZM123 261H121V262H123ZM137 261V262H136ZM140 261V262H139ZM13 262V263H12ZM40 262V263H39ZM79 262V263H78ZM160 262V263H159ZM96 264V263H95ZM117 264V263H116ZM120 264V263H119ZM121 264H128V263H121Z\"/></svg>",
	"mask_w": 264,
	"mask_h": 264
},
{
	"label": "built area",
	"instance_id": "2783aa9c",
	"mask_svg": "<svg viewBox=\"0 0 264 264\" xmlns=\"http://www.w3.org/2000/svg\"><path fill=\"white\" fill-rule=\"evenodd\" d=\"M3 252V251H2ZM3 253H5V252H3ZM5 254H8V253H5Z\"/></svg>",
	"mask_w": 264,
	"mask_h": 264
}]
</instances>
